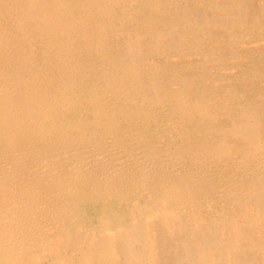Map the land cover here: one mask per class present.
<instances>
[{
  "label": "bare ground",
  "instance_id": "6f19581e",
  "mask_svg": "<svg viewBox=\"0 0 264 264\" xmlns=\"http://www.w3.org/2000/svg\"><path fill=\"white\" fill-rule=\"evenodd\" d=\"M261 56L264 0H0V264H264Z\"/></svg>",
  "mask_w": 264,
  "mask_h": 264
},
{
  "label": "rangeland",
  "instance_id": "374dc122",
  "mask_svg": "<svg viewBox=\"0 0 264 264\" xmlns=\"http://www.w3.org/2000/svg\"><path fill=\"white\" fill-rule=\"evenodd\" d=\"M260 51H261V49H260ZM241 55H242V53H240ZM262 60L264 61V59L262 58V56L260 57V58H258V60L257 61H259V62H262ZM253 62H250V65L252 64ZM264 63V62H263Z\"/></svg>",
  "mask_w": 264,
  "mask_h": 264
}]
</instances>
